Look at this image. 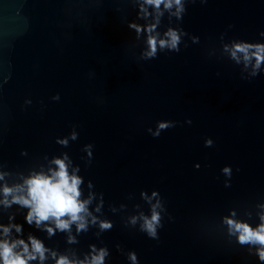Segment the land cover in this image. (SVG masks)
Returning a JSON list of instances; mask_svg holds the SVG:
<instances>
[{"label": "water", "instance_id": "obj_1", "mask_svg": "<svg viewBox=\"0 0 264 264\" xmlns=\"http://www.w3.org/2000/svg\"><path fill=\"white\" fill-rule=\"evenodd\" d=\"M182 3L180 19L161 5L153 33L176 29L179 52L144 58L156 23L144 0H0V201L5 184L65 155L91 198L87 230L53 235L54 223L37 228L27 208L0 203V224L22 226L0 239L35 236L49 249L42 264L102 248L104 264H264L225 222L255 228L264 214V64L252 76L230 54L264 44V0ZM153 206L155 237L141 229Z\"/></svg>", "mask_w": 264, "mask_h": 264}, {"label": "clouds", "instance_id": "obj_2", "mask_svg": "<svg viewBox=\"0 0 264 264\" xmlns=\"http://www.w3.org/2000/svg\"><path fill=\"white\" fill-rule=\"evenodd\" d=\"M144 4L153 6L156 10V23L149 24L146 28L148 37L146 41L147 49L143 54L144 58H155L158 49L160 51L167 49L179 52L178 45L181 42V35L176 29L169 28L163 33L164 38H160V33L155 35L153 33L164 15V12L161 11V5L169 11L171 16L180 19L185 12L182 0H144ZM174 6L175 11L172 12ZM141 9L144 17L150 15L148 9L143 5H141ZM130 27L134 28L138 34L145 31L143 27L135 23H132ZM226 50H229L227 46ZM230 54L237 63L242 60L245 68L251 66L252 71L250 74L252 76L257 75L261 65L264 64V44L234 43L230 49ZM169 126L168 123L162 122L159 124L160 129H167ZM156 135H159V132ZM73 139H75V134H73ZM61 143L67 144V140L61 141ZM67 159L66 155L63 159L54 158L52 163L56 166L55 168H50L48 172H35L24 179L22 184L13 187L5 184L2 189L4 199L0 203L5 207L17 204L22 208H27L26 222L29 225L35 223L37 228L45 225L46 222L54 223L55 228H46L49 235H53L57 229L61 232H70L73 224L77 225L78 231L87 230V216L91 215L88 210L91 198L81 200L80 186L83 180L74 173H69ZM224 171L227 173L230 172V169L226 168ZM3 178L4 174L0 173V180ZM155 209L156 206H153L151 218L143 217V224L141 225V229L152 237L156 236V229L160 223V214ZM10 219H13V217H10ZM95 219L93 217V222H95ZM260 219L261 223L255 228L248 223L231 218H225V222L231 234L238 233V242L241 245H258L259 259L264 261V214H261ZM131 222L135 224L136 218L133 217ZM13 228L17 233L22 232L21 225L9 224L5 226L0 224V229H2L5 237L10 236ZM100 228L109 230L112 228V224L104 221L101 222ZM73 239L70 237V242ZM48 251L49 249L45 248L44 243L32 235H29L28 242L24 239H0V264H30V261L37 260V258L42 264L47 259L46 253ZM52 255L54 258L56 257L55 252ZM107 255V250L102 248L98 254L91 257L90 261H80L79 264H104ZM130 258L135 261V254H130ZM56 264H77V262L70 260L67 256H60L56 259Z\"/></svg>", "mask_w": 264, "mask_h": 264}]
</instances>
